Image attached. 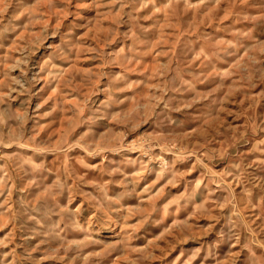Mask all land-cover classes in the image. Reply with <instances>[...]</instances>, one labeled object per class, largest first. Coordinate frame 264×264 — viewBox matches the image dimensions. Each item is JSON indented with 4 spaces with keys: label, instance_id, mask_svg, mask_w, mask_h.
<instances>
[{
    "label": "rangeland",
    "instance_id": "374dc122",
    "mask_svg": "<svg viewBox=\"0 0 264 264\" xmlns=\"http://www.w3.org/2000/svg\"><path fill=\"white\" fill-rule=\"evenodd\" d=\"M0 264H264V0H0Z\"/></svg>",
    "mask_w": 264,
    "mask_h": 264
}]
</instances>
